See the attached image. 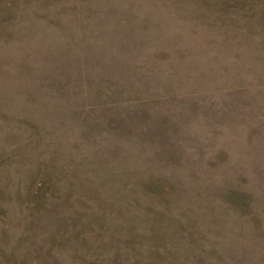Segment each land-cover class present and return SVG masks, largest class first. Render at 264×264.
I'll use <instances>...</instances> for the list:
<instances>
[{"label":"rangeland","instance_id":"1","mask_svg":"<svg viewBox=\"0 0 264 264\" xmlns=\"http://www.w3.org/2000/svg\"><path fill=\"white\" fill-rule=\"evenodd\" d=\"M0 264H264V0H0Z\"/></svg>","mask_w":264,"mask_h":264}]
</instances>
